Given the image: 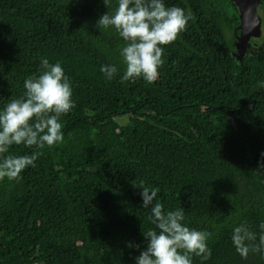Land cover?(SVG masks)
<instances>
[{
    "label": "trees",
    "instance_id": "16d2710c",
    "mask_svg": "<svg viewBox=\"0 0 264 264\" xmlns=\"http://www.w3.org/2000/svg\"><path fill=\"white\" fill-rule=\"evenodd\" d=\"M164 2L192 19L162 46L147 83L120 79L124 42L95 26L115 0L107 9L102 0H0V107L23 94L42 57L61 63L74 104L59 118L61 143L9 148L37 159L0 179V264H132L154 227L141 181L209 234V258L192 264H264L258 251L241 258L230 239L236 225L258 234L264 221V36L237 59L230 0ZM258 10L264 30V0ZM107 64L118 70L111 80L99 70Z\"/></svg>",
    "mask_w": 264,
    "mask_h": 264
},
{
    "label": "clouds",
    "instance_id": "9594fccd",
    "mask_svg": "<svg viewBox=\"0 0 264 264\" xmlns=\"http://www.w3.org/2000/svg\"><path fill=\"white\" fill-rule=\"evenodd\" d=\"M102 3L109 7V0ZM190 19V10L166 6L164 0H115L114 9L99 15L95 26L98 31L101 27L113 29L124 42L119 48L124 65L120 79L132 82L141 78L152 83L164 63L162 46L173 42ZM99 70L106 80L113 79L118 71L114 64L101 65ZM258 85L264 88V81ZM22 86L21 96L0 107V179H15L26 167H35L36 154L7 155L10 146L61 143L59 118L74 107L71 82L59 61L50 63L46 57L40 58L37 72L24 78ZM259 155L264 158V151ZM140 184V206L149 209L147 219L154 227L141 234L144 246L132 257V264H192L193 255L206 261L210 256L206 243L209 234L189 228L182 207L165 210L156 190L144 187L143 181ZM257 227L258 234L243 222L232 228L230 239L241 258L250 250L264 258V221ZM127 247L140 248L131 242Z\"/></svg>",
    "mask_w": 264,
    "mask_h": 264
},
{
    "label": "water",
    "instance_id": "95a60500",
    "mask_svg": "<svg viewBox=\"0 0 264 264\" xmlns=\"http://www.w3.org/2000/svg\"><path fill=\"white\" fill-rule=\"evenodd\" d=\"M237 10L239 32L238 44L235 45L237 50H240V56L237 59H241L245 52L247 43L251 39H258L261 36V17L258 14V8L260 6V0H230Z\"/></svg>",
    "mask_w": 264,
    "mask_h": 264
},
{
    "label": "rangeland",
    "instance_id": "374dc122",
    "mask_svg": "<svg viewBox=\"0 0 264 264\" xmlns=\"http://www.w3.org/2000/svg\"><path fill=\"white\" fill-rule=\"evenodd\" d=\"M258 14H260L259 10H258ZM260 16H261V15H260ZM261 18H262V16H261ZM262 26H263V24H261V36H260V38H258V39H253V41H254V40H260V39L264 36V30H263ZM226 35H227V37H229V38L232 37V34H231V33H227ZM254 42H255V41H254ZM258 42H260V41H256L255 43H258ZM233 44H234V45L237 44V39H236V38H235ZM233 54H234L235 57L240 56V55H239V54H240V50L233 51ZM115 120H116V122H119V123L124 124L125 121H126V118H125V117H120V116H118V117L115 118ZM122 124H121V125H122Z\"/></svg>",
    "mask_w": 264,
    "mask_h": 264
},
{
    "label": "flooded vegetation",
    "instance_id": "af4514ba",
    "mask_svg": "<svg viewBox=\"0 0 264 264\" xmlns=\"http://www.w3.org/2000/svg\"><path fill=\"white\" fill-rule=\"evenodd\" d=\"M235 38L237 39V44H238L239 39H238L237 36H235ZM250 46H253V47L256 46V43L253 41V39H251V40L247 43L246 49H245V51H243V52H246L247 50H249ZM236 50H237V49H236Z\"/></svg>",
    "mask_w": 264,
    "mask_h": 264
}]
</instances>
